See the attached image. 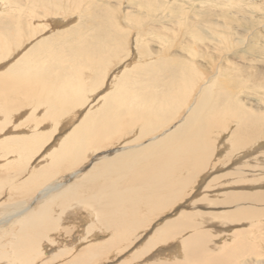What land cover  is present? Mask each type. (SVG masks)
Returning a JSON list of instances; mask_svg holds the SVG:
<instances>
[{
	"label": "bare ground",
	"instance_id": "bare-ground-1",
	"mask_svg": "<svg viewBox=\"0 0 264 264\" xmlns=\"http://www.w3.org/2000/svg\"><path fill=\"white\" fill-rule=\"evenodd\" d=\"M83 1L69 0L67 6H83ZM139 1L134 7L137 14L146 16L147 13L155 18L160 15L168 21V27L153 24L155 28L147 31L158 35L156 38L162 40L161 45L165 36L157 31L160 28L172 33L181 31L195 41L197 28H203L204 33L211 36L225 35L218 32V28L231 31V24L227 26L219 17L214 18L212 14L217 8L213 9L212 5L207 6L206 14L213 18L204 19L202 5L208 3L207 0H179L174 5L168 0ZM192 1L195 3L189 5ZM60 2L0 0V61L11 49L20 47L27 35L39 30L55 32L59 27L68 26L70 23L55 22V16L62 15ZM238 2V8L242 9L243 3L247 9L254 10L259 8L260 0ZM216 4L223 10L235 3L225 0ZM85 5L84 11H97L92 17L88 13L83 24L72 33H58L41 40L10 70L0 71V158L5 157L0 168L7 170L6 175L0 177V197L8 193L0 199V264H35L42 256L38 264H98L108 258L110 252L115 255L122 251H126L127 257L119 264H230L239 254L242 255L236 264H245L241 257L253 250L247 245L248 252L244 251L252 232L243 225L233 229L232 226L241 220L264 216V83H261L264 72L242 71L243 82L249 79L251 83L246 88L258 90L257 102L234 105L231 102L232 107L223 103L220 109L208 106L205 99L212 95L213 85L218 82L221 54L205 53L208 56H204V60H212L210 65H213L210 75L204 76V83L208 85L203 84L198 93L191 94L198 75L193 73L192 65L187 64H190L188 59L196 56L195 51L185 49L188 55H183L186 59L182 61L161 57L153 63L141 64L138 60L149 56L151 60L154 55L146 50L144 39L148 34L142 35V17H136L130 26L137 35V55H132L129 61L133 65L124 63L123 69L111 75V83L116 88L114 94L109 95L111 90H107L96 97L94 91L103 82L102 74L117 59L119 51L121 53L119 47L124 46V34L118 35L114 13L107 6L86 9ZM228 13L229 16L225 13L222 16L237 22L241 17L235 11ZM73 15L69 11L63 17ZM238 28L233 32L238 35L237 40H242ZM126 64L131 68H126ZM85 70L91 72V76L86 77L88 82L82 75ZM235 82L233 80L232 84ZM240 88L236 92H241ZM231 89L230 86L217 94L223 98L235 95ZM87 91L90 93L86 94ZM84 98L92 99L83 106L82 112L77 111L76 121L72 120L68 129L48 144L51 135L48 139L42 125L44 121L50 123L46 129L56 132L61 117L81 106ZM100 101L103 108L99 110ZM108 104L113 106L111 113L107 111ZM26 108L28 114L22 112L25 117L17 118L29 133L6 130L8 120ZM38 108H43V114L35 113ZM232 121L235 124L228 127ZM43 147V153L36 156ZM34 155V164L26 167L28 158ZM11 159L15 162L11 163ZM88 159L91 163L83 169ZM228 164L230 167H226ZM66 171L68 177L62 176L61 172ZM204 172H208L206 178ZM259 173L260 176H256ZM19 174H23L24 179H14ZM200 174L202 182L196 187L198 194L193 197L192 205L197 204L203 211L176 207L188 196V188ZM226 186L230 189L220 192V187ZM15 189L28 198L12 202L11 193ZM30 192L36 193L39 201L35 207L28 204L33 196ZM213 192L218 195L210 198L209 193ZM85 206L93 212H80ZM174 207V212L157 217ZM208 207L223 211L205 218L204 212L208 209H204ZM74 208L79 212H71ZM73 216L78 220L74 222L82 223L84 219L86 222L82 231L79 229L81 235H70L71 240H67L62 229ZM155 217L158 219L147 233L150 220ZM214 221L221 223L219 231L217 225H213L214 230L205 229L204 223ZM256 225L261 226L257 222ZM228 231L234 239L232 247H229ZM98 232L106 235L98 237ZM211 250L215 251L214 256H208ZM256 260L251 264L257 263Z\"/></svg>",
	"mask_w": 264,
	"mask_h": 264
},
{
	"label": "rangeland",
	"instance_id": "rangeland-1",
	"mask_svg": "<svg viewBox=\"0 0 264 264\" xmlns=\"http://www.w3.org/2000/svg\"><path fill=\"white\" fill-rule=\"evenodd\" d=\"M68 1L69 0H61V2H60L61 10H60V12L59 11H57V12L62 13V15L55 16V17H57L55 19V22L59 23L60 25H63V23H70L69 24L70 26L69 25L68 26H65V28L64 27H62V28L59 27V31H56L55 30V32H49V31L42 32V31L39 30V32L37 31L35 34H31L29 36L27 35L26 38H24L25 40H22V44H21L20 47L11 49L8 52L7 57L0 61V71L3 70V69H4V71L10 70V68L12 67V65H15L16 63H18V61H21L20 59H22L26 55V53H28L32 49V47L36 46L37 45L36 43H39L41 40L43 41L44 39L46 40V38L49 39L51 37H54V35H58V33H59V35H62L64 32L72 33L73 30L77 26H81L83 24L84 20H86V15L88 13H90L91 14V17H92L96 13V11H97V10H87V11H84L85 2L89 1V3L85 5L86 6V9H90V8L96 9V6H103V7L104 6H107L110 9V11H112L114 13V16H115V19H116V23L115 24H116L117 29L119 27V29H118V31H119L118 32V35H120V33H121V35H122V33L124 34L122 36V37H124L123 38V41H122V45H124V46H122V47L120 46L119 47V49L121 50V53H120V51L118 49L119 56L117 57V59H115L114 61H112V63H110L108 65V67L106 68V71H104V73L102 74V77L101 78H102L103 82H102V84L99 83L98 86L96 87V91H94V96L96 95V97H97V95H99V93L101 94L103 92H106L107 90L108 91L111 90V93H109V95H112V94L115 93L114 91H115L116 88L113 87V83H111V79H112L111 78V75L114 72H116V71H118L120 69H123L124 63H129L130 64L129 61L131 59H133V56L136 57L137 51L135 49V37L137 35L133 34L135 32L130 30V26H131L132 23H134V19L136 17H140V18L142 17L141 18V21H140L142 23L141 24V27L143 28L142 29L143 30L142 32H144V33H142V35L143 34L144 35H147L148 34L147 35L148 37L147 36H145L146 38L143 37V38H145L144 39V43L146 42V45H147L146 50L149 51V52H151L154 55V58L150 60L149 57H151V56H149V57L144 56V58L145 57H147V58L144 59V60H141V59L138 60L141 64H147L148 62L149 63H153V62L159 60L161 57H165L164 58L165 60L172 59L173 58L174 60L177 59L178 61L179 60L182 61V60H185L186 59V57L184 59V56L183 55H188V53L186 52L187 49L194 50L195 51L194 53L196 54V56L194 58H192V59H188V61L190 62V64H187V66L188 65H192V67H193L192 68V71H193V69H195V71L193 73L194 74L196 73V75H198V76L194 75V76L198 77V78H196V77L194 78L195 79V84H196L195 85V88H194L195 91H192L191 92V94H194V92L195 93H198L199 88L203 84H204V86L208 85V84H205L204 83V81H205L204 80V76H206V75L209 76L210 75V70H211V67L213 65H210L212 63V60L211 61H208L206 59H205L206 61L204 60V56H208L205 53H207V52L209 53L210 52L211 54H214V56H215V54H218L219 53V54H221V61H220V64L221 65L219 66L218 71H217V77H218L217 78V81L218 82L217 83L215 82L214 85H213V88H212V91H213L212 95L213 96L210 95L208 99H205V101H206L205 103H207L206 105L211 106L213 108L220 109V106H221L220 104H223V103H225V105H226V103H228V106L229 107H232L237 102L238 103L240 102V103L244 104L247 101H251L253 103L258 101V99H257L258 90L257 89H254V88H246L247 86H249L250 81H249V79H246L243 82V80H242V71H243V73H254V74H256V73H263L264 72V70H262V69H264V0H260V2L258 4L259 5V8H256L254 10H251V8L247 9V7L243 3H242V9L241 8H238L237 5H236V4H240L238 2V0H231L235 4H233L232 7H230V8H227V7L225 8L224 7L223 10H222L221 9L222 6L221 7L220 6H217L216 3L223 2L225 0H207L208 3L205 2L204 5H202V7H203L202 9H204L203 10L204 11L203 12L204 19H207V20H210L211 21V18H213V17H211L212 15L215 16L214 18L219 17V20L223 21V23L225 22L227 26L231 24V31L229 32L227 30H223L222 28H218V32L225 33V35L224 34H221V35L220 34H217L219 36V37H217V35H212L211 36V35L205 34L203 28H197L196 29V31H197L196 32V35H197V38L198 39H196V41H195L194 38H191L189 36V34L182 35L181 31H176V32L172 33V32H170L168 30H165V29H161L160 28L157 31L160 30L159 32L162 33V34L164 33V36H165V42H164L163 45H161V43H160V42H162V40H160L159 38H156V36H158V35H153V34L147 33V31L155 28L153 26V24L154 25H157V26L163 25L165 27H168V25H167L168 24V21L167 20H164V19H161L162 17H160V15L157 18H155V17H152V15H149L148 16L147 13H146V16L137 14V10L134 7H135L136 4H138V2H140L139 0H84L83 1L84 4H81L83 6L75 5L72 8H70V7L67 6ZM146 1L149 3V0H146ZM157 1H159V2H165V0H157ZM178 1L179 0H168V3H170V5H174V4H177L176 2H178ZM209 2L211 4H209ZM194 3L195 2L192 1L191 4H189V5H193ZM93 4H95V5L92 6ZM107 4H109V5H107ZM209 5H212L213 6V9L217 8V11L216 12L214 11L215 14H212V15L209 14V13L206 14V12H207V6H209ZM133 10H134V12H133ZM69 11H71L72 13H74V15L71 16V17H69V18L63 17V16L68 15V12ZM234 11L236 12V15H238V16L240 15L242 17V18L239 17L240 19L238 18L239 19L238 22H237L236 19H234V18L230 19L228 17L229 16V13L228 12H234ZM38 12L39 11H37V13ZM189 13L190 12L187 10V15ZM223 13H225V15L228 14V16H225V18H224L222 16ZM219 14L221 15V17L219 16ZM198 15H202L201 12H198ZM128 18L131 19V20H129ZM70 19H72V20H70ZM237 24H239V25H237ZM237 27H239L238 29L241 31L239 35H241V39L242 40H237L236 38H237L238 35L237 34H234V32L236 31V28ZM198 29L200 31H198ZM243 30H244V32H243ZM245 30H247V31H245ZM165 31L167 33H165ZM213 37H215V38H213ZM219 38H220V40L222 42L219 40ZM191 39H192V41H191ZM159 43H160V45H159ZM159 47L162 48V49H160ZM66 48H67V46L65 47V49ZM215 49L217 51H215ZM205 50H207V51H205ZM180 56H182L183 58L180 57ZM190 60L193 61V62H195V63L191 62ZM129 64H126L125 65L126 68H129L130 67L131 64L130 65ZM204 64H206L207 67L204 66ZM258 70H260V71L258 72ZM83 72H84L85 75L84 74H82V75L84 76L85 81L88 82L89 80L86 77L87 76H91V72L88 71V70H85ZM231 76L234 77L233 80H236L235 84H232L233 83V80H232V78H230ZM225 78H226V80H224ZM261 83H264V79L261 81ZM110 86H111V88H110ZM221 86H223V87H221ZM230 86L232 88L231 90H233V92L235 93V95L238 94L237 96H235V95H231V96L228 95V96H225L226 98L225 97L223 98V97L219 96L220 95L219 94L220 93V90H224L225 88H228L229 89ZM222 88H224V89H222ZM239 88L241 89L240 90L241 92H236V91H238ZM217 92H219V93L217 94ZM89 93H90L89 91L86 92V94H89ZM91 99L84 98L83 103L81 104V106L74 107L71 110L72 112L70 111L66 115L62 116L61 117L62 119H60V123L58 125V129H57L56 132H52L49 129H46L47 126L50 123L48 121H46V122L44 121V123L42 125H44V127H45L44 128V131H46L47 138L51 135L50 139L48 138L49 139L48 140L49 142L46 139L45 140V144L47 142H48V144H50L52 142V140H53V137L59 136L61 133H64L63 130L66 131L68 129V127L71 125V123H73L74 121H76V119H77V117L79 115L77 111H79V109H80V111L82 112L83 109H84V107L88 103H90V100ZM221 100H222V103H221ZM231 102L233 103V105H232ZM217 103H219V104H217ZM230 103H231L232 106L230 105ZM101 105H102V101H100L99 102V105L97 106L99 110L101 108H103ZM108 105H110V104H108ZM244 108L247 109L246 106H244ZM41 109H43V108H38V110L35 113L38 114L40 112V115L43 114V110H41ZM27 111H29V110H27V108H26V109H22V111H19L18 113L16 112L17 114L15 113L14 118L12 117L11 120H8V123L6 124V128L5 129L6 130L7 129L8 130L16 129V133H19V134L20 133H22V134L29 133L25 125L21 124V122L19 124V118H17L20 115L22 117L23 113L25 115H27L28 114ZM107 111L109 113H111L113 111V106L110 105L108 107ZM81 112H79V113H81ZM72 113H74V114L77 113V114L76 115H74V114L72 115ZM184 113H186V110H184V111L181 112V114H183V115H184ZM262 113L264 114V111L263 110H262ZM118 114H120V113H118ZM25 115H23V116L25 117ZM122 117L125 118L126 117V114H122ZM16 119H17V123L15 122ZM72 120H74V121H72ZM233 124H235L234 121L229 122L228 127L230 125L232 126ZM17 125H22V126H19L18 127ZM226 125L227 124H225V126ZM17 127H18V129H17ZM6 130H4V131H6ZM23 131H24V133H23ZM215 133H218V131H216ZM45 144L42 143V146L45 145ZM48 144H46V145H48ZM44 147L42 148L41 151L38 150L39 152H37L35 155L37 156V154L39 155V154L43 153V151L45 149ZM116 147L111 148L110 150H112V149L114 150ZM35 155H34V158H32V159H31V157L28 158L29 163L25 165L26 167L29 164H34V162H35L34 160L36 159V156ZM3 158H5V157H1L0 158V164L5 163V161H4ZM233 158L235 160L236 159V156H233ZM12 160L13 159H11V161H10L11 163L12 162H15V161H12ZM90 160L91 159H88L86 161V163L82 166L83 169H86L87 166L90 165V163H91ZM8 163H6V164H8ZM226 167H230V165L228 164ZM255 170H257V169H255ZM5 171H7L5 168H0V177L6 175V172ZM67 173H68L67 171L66 172H61L62 176L65 175V177H68ZM248 173L251 176V171H249ZM206 174H208V172H206V173L204 172V176ZM19 175H18L19 177H15L14 179H18V178L19 179H24L23 178V174H19ZM257 175L260 176V173L259 174H256V176ZM201 176H202V174H200L195 179L194 183L191 185V188H188L189 191L187 190L189 192L188 196L184 197V199L181 201V204L177 203V205L179 204L180 206L179 205L178 206L175 205L176 207H178V208L184 207L185 209L188 208L187 210L191 209V211H197V210L203 211L200 208H197L198 207L197 204L196 205H194V204L192 205V202L195 200L193 197H195L198 194V191H197L196 187L198 186V183L202 182L201 181L202 178L200 179ZM206 177H207V175L204 178H206ZM253 177H252V179H254ZM247 178H249V177H247ZM66 179L68 180V178H66ZM64 181H65V179H64ZM220 188H221L220 189V192H222V190H225V189L226 190L227 189H230L229 186L228 187L226 186V188H222V187H220ZM4 189H5V185H4V188L2 190H4ZM220 192H219V195H220ZM31 193H33L32 194L33 196L30 197V199H29L30 201L28 200V204L31 207H33V205L35 207L36 205L39 204V201L37 202V200H36V193L30 192V194ZM200 193L203 194L202 191H200ZM205 193L206 192H204V194ZM11 195H12V199H11L12 202L20 201V198H21V200L22 199H25V198H28V197H26L27 194L26 195H24V193L22 194L19 191V189L13 190L12 193H11ZM206 195H208V193H206ZM217 195H218V192L217 193L213 192L211 194L209 193L210 198H212V196L217 197ZM7 196H8V193H6V194L3 193L2 196L0 197V199L3 198V197H7ZM238 206H240V204ZM176 207L170 208L169 210H167V211L164 212L165 214H163V215L161 214V215H159L157 217L161 218V217H163L164 215H166L168 213L174 212V209ZM86 208H87L86 206L83 207L82 208V211H80V212H82L84 214L89 213V212L90 213L93 212V211H89L90 210L89 208H87V209ZM204 210H207L206 213L204 212V215H206L205 218H210L213 214H218V211L219 212L220 211H223V209L221 210V208L219 210L218 208H213V207H208V208H206ZM71 212H79V211L76 208H74V209L71 210ZM80 217L83 218L84 215H82V216L80 215ZM157 217H155V219L153 218V219L150 220V223L151 224H149V226H148L149 227V230L147 231V233L150 231V228L153 226L154 222L158 219ZM263 217L264 216H262V219H258L259 217L258 218L252 217L250 219L241 220V222L235 223L236 225L234 224L235 226H232V229H233L234 227H240V226L243 225L246 228H249L248 231L251 230V232H252L250 234L251 239L246 240V238L244 237V239L247 241V242H245V248L246 249H244V251H247L248 252V248L246 247L247 245H251V247L253 248V250L250 253L248 252V256L247 255H243L241 257V258H243L241 262H244L245 261L244 262L245 264H251L253 262L252 260H256V259H257L256 260L257 263H255V264H264V240H262V239H264V218ZM74 220L75 221H78L77 220V217L73 216L71 219H68L65 222V224H67V226H65L62 229V232L64 231V235H66L65 238L67 237V240H71V239H69V238H71L70 235L75 234L76 237L78 235H81V233H82L81 231L83 229L84 222H86L85 219L83 220L82 223L81 222H79V223L74 222ZM245 222H247L246 225L244 224ZM256 222H257V224H260L261 225L259 228L256 225ZM213 225H217L216 226L217 227V229H216L217 231H219L221 229V227H222V225H221V223H219V221L218 222H215V221L214 222H207L206 224L204 223V227L206 226L205 229L206 228L207 229H211L212 228L214 230V228H216V227L213 226ZM5 227H6V229L8 228L6 224H5ZM245 227H244V229H246ZM75 230L76 231L79 230V231L76 232ZM230 231H228L227 234H229ZM232 232H233V230H232ZM0 234H1V232H0ZM98 234H97L98 237L99 236L106 235L104 233L102 234V233H99V232H98ZM229 235H230V241L229 242H231L229 244V247H230V245L232 244V242H233L234 239H233V237H231V233ZM260 235H261V237H260ZM253 237L256 238V241L257 242L255 241V239ZM88 238L89 239H92L91 237H88ZM141 238H143V236ZM258 239L261 242H259ZM84 241H87V240L84 239ZM84 241L82 240V242H84ZM248 242H249V244H248ZM45 245H47V244H45ZM58 245L59 244L57 243V245L55 244L54 247L57 248ZM224 247L225 246H223V248ZM231 247H232V245H231ZM49 250H50L49 248L46 249V252L49 251ZM111 253L113 254L114 252H110L109 255H108V258L103 259V262H99L98 264H115V263L116 264H119V263H122L123 260L127 257V254H125L126 251L119 252V254L117 253L115 255H112ZM110 254H111V256H110ZM207 254H208V256L209 255L214 256L216 253H215V251L213 252V250H211V252H207ZM243 254H245V253H243ZM240 255H242V254L237 255L236 261L233 258V260H232V262H230V264H236L237 261H240V260H238L239 259L238 257ZM122 256H124V257H122ZM233 257H235V255ZM41 258H39L38 260H36L35 261V264H38L39 263V260ZM119 258L121 260H119ZM120 261H122V262H120ZM202 264H211V263L210 262L209 263L204 262ZM237 264H239V263H237Z\"/></svg>",
	"mask_w": 264,
	"mask_h": 264
}]
</instances>
